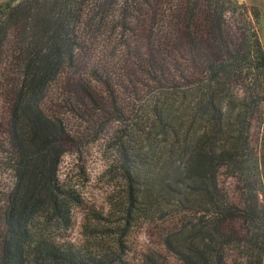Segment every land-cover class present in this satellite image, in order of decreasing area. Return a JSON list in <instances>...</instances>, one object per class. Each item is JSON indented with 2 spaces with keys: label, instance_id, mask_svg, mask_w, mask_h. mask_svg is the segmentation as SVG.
Segmentation results:
<instances>
[{
  "label": "trees",
  "instance_id": "trees-1",
  "mask_svg": "<svg viewBox=\"0 0 264 264\" xmlns=\"http://www.w3.org/2000/svg\"><path fill=\"white\" fill-rule=\"evenodd\" d=\"M84 1L19 0L8 5L1 20L0 60L8 31L19 26L24 31L13 37L15 42L21 41L16 47L21 82L16 83L10 117L11 153L6 164L14 172L15 183L6 194L0 218V264H116L120 259L105 241L96 243L99 250L93 253L89 245L52 241L39 234L41 227L35 226L37 213L44 225L57 221L68 226L66 202L76 200L60 189L57 180L69 136L63 122L45 114L40 103L48 84L75 62L80 46V33L75 27ZM105 1L95 0L98 6L93 8L99 9ZM111 1L115 4L108 7L118 12L125 26L135 24L145 33L154 28L156 17L148 10L151 0ZM200 7L206 8L204 23L193 32L184 29V22L193 21ZM238 7L243 6L223 0L179 1L171 36L197 57L198 78L186 82L188 76H181V80L173 74L172 85L156 92L188 99L182 115L167 118L169 129L162 123L167 110L157 102L145 106L151 107L163 135L168 132L172 136L162 147L177 157L159 161L165 172L157 175L149 170L153 160L142 159L133 171L126 170L129 208L138 205L147 217L155 207L168 202L175 213L184 215L181 227L163 241L183 264H264V109L260 77L241 95L233 89L235 77L245 69L264 70V52L254 32L248 36L255 45L251 48H233L224 37L226 16H233V9ZM133 13L141 18L133 19ZM254 119L260 121L263 131L259 152L251 155L249 130ZM148 120L145 123L150 125ZM154 147L150 144L148 151Z\"/></svg>",
  "mask_w": 264,
  "mask_h": 264
},
{
  "label": "rangeland",
  "instance_id": "rangeland-1",
  "mask_svg": "<svg viewBox=\"0 0 264 264\" xmlns=\"http://www.w3.org/2000/svg\"><path fill=\"white\" fill-rule=\"evenodd\" d=\"M18 1L0 0V30L8 5ZM179 1L151 0L148 10L156 20L150 33L142 32L135 24L125 26L118 12L110 10L115 4L111 0L105 1L99 9L93 8L98 6L95 0L83 2L80 21L75 27L80 33L75 62L48 84L40 103L45 114L63 122L69 136L57 168V180L63 192L76 197L75 201L66 202L70 214L68 226L57 221L44 225L41 214L37 213L35 226L41 227L39 234L44 237L56 242L89 245L93 253L99 250L96 243L105 241L120 258L116 264H183L166 249L163 241L181 227L184 215L175 213L168 202L155 207L147 217L142 215L138 205L132 209L126 204L127 169L133 171L142 159L153 160L149 170L157 175L165 172L159 161L177 157L162 147L172 136L168 132L163 135L151 107L145 106L157 102L167 110L162 123L169 129L167 118L182 115L188 99L180 95H158V89L170 87L173 74L181 80V76H188L186 82L198 78L197 57L171 36ZM223 1L243 6L233 9V16H226L224 37L231 46H255L248 37L254 32L264 52V0ZM198 9L201 11L196 12L193 21L184 22V29L188 27L193 32L197 25L204 23L206 8ZM133 14V19L141 18ZM20 27L8 31L1 50L0 218L6 194L15 183L14 172L6 162L11 153L9 131L13 97L18 89L16 83L21 82L16 61V47L21 41L13 40L16 33L24 31ZM153 76L159 81L150 78ZM258 76L264 109V70L245 69L235 77L233 89L238 95L243 94ZM146 119L150 125L145 123ZM262 131L260 121L254 119L249 130L251 155L259 152ZM150 144L156 147L148 151ZM32 229L36 231L34 226ZM235 258L233 252V260Z\"/></svg>",
  "mask_w": 264,
  "mask_h": 264
}]
</instances>
